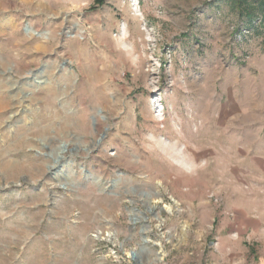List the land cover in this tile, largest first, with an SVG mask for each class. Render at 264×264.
<instances>
[{
	"label": "rangeland",
	"instance_id": "rangeland-1",
	"mask_svg": "<svg viewBox=\"0 0 264 264\" xmlns=\"http://www.w3.org/2000/svg\"><path fill=\"white\" fill-rule=\"evenodd\" d=\"M240 1L0 0V264H264Z\"/></svg>",
	"mask_w": 264,
	"mask_h": 264
},
{
	"label": "trees",
	"instance_id": "trees-1",
	"mask_svg": "<svg viewBox=\"0 0 264 264\" xmlns=\"http://www.w3.org/2000/svg\"><path fill=\"white\" fill-rule=\"evenodd\" d=\"M253 2H255V4H258L259 7L261 8V10H264V0H253ZM240 6H242V4H247L248 3V0H241L240 1ZM253 5V4H252ZM255 6V5H253ZM256 7H252L251 9H248V11H245L246 12V15H248V25L251 26V21L253 20V18L255 17L256 15ZM244 11H241V13H245Z\"/></svg>",
	"mask_w": 264,
	"mask_h": 264
}]
</instances>
